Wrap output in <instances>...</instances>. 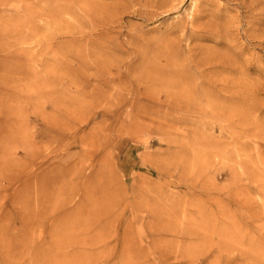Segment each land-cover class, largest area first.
<instances>
[{"label":"rangeland","instance_id":"obj_1","mask_svg":"<svg viewBox=\"0 0 264 264\" xmlns=\"http://www.w3.org/2000/svg\"><path fill=\"white\" fill-rule=\"evenodd\" d=\"M4 1L0 264H264V0Z\"/></svg>","mask_w":264,"mask_h":264},{"label":"bare ground","instance_id":"obj_2","mask_svg":"<svg viewBox=\"0 0 264 264\" xmlns=\"http://www.w3.org/2000/svg\"><path fill=\"white\" fill-rule=\"evenodd\" d=\"M10 1V0H9ZM9 1H8V3H9ZM20 1V0H19ZM42 1V0H41ZM60 1V0H59ZM3 2H5L4 0H3ZM43 2V4L42 5H40V4H35L37 7H33L32 8V6L31 5H24V4H22V5H24V6H22V5H18L19 7H17V9H19V10H21V11H27L28 13H31V12H35V11H33L34 9L36 10V11H42V10H44V11H48L49 12V14L51 13V14H58L59 13V15H60V12H62V10H65V9H67L66 7H63V6H61L60 4H58V3H56L57 1H55V0H44V1H42ZM206 2V1H205ZM1 3H2V1H1ZM6 3V2H5ZM33 6H34V4H32ZM84 8V7H83ZM33 9V10H32ZM89 9V8H88ZM47 12V13H48ZM66 12V11H65ZM88 12V11H87ZM57 16V15H56ZM181 25V24H180ZM168 55V54H167ZM169 57V56H168ZM171 59V58H170ZM153 60V59H152ZM168 63V62H167ZM168 65V64H167ZM157 67V66H156ZM145 68V67H144ZM180 71V70H179ZM181 79V78H180ZM28 153V152H27Z\"/></svg>","mask_w":264,"mask_h":264}]
</instances>
